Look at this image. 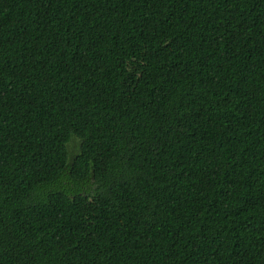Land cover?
I'll use <instances>...</instances> for the list:
<instances>
[{"label":"trees","instance_id":"1","mask_svg":"<svg viewBox=\"0 0 264 264\" xmlns=\"http://www.w3.org/2000/svg\"><path fill=\"white\" fill-rule=\"evenodd\" d=\"M0 264H264V0H0Z\"/></svg>","mask_w":264,"mask_h":264},{"label":"rangeland","instance_id":"2","mask_svg":"<svg viewBox=\"0 0 264 264\" xmlns=\"http://www.w3.org/2000/svg\"><path fill=\"white\" fill-rule=\"evenodd\" d=\"M77 150H78L77 141L73 139L68 145V151L70 153V156L76 154Z\"/></svg>","mask_w":264,"mask_h":264}]
</instances>
